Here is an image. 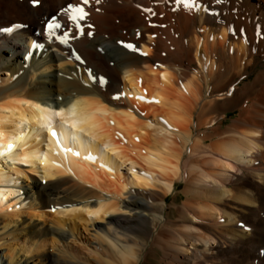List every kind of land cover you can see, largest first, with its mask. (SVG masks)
<instances>
[{"label":"bare ground","instance_id":"1","mask_svg":"<svg viewBox=\"0 0 264 264\" xmlns=\"http://www.w3.org/2000/svg\"><path fill=\"white\" fill-rule=\"evenodd\" d=\"M152 262L264 264V0H0V264Z\"/></svg>","mask_w":264,"mask_h":264},{"label":"rangeland","instance_id":"2","mask_svg":"<svg viewBox=\"0 0 264 264\" xmlns=\"http://www.w3.org/2000/svg\"><path fill=\"white\" fill-rule=\"evenodd\" d=\"M257 67H251L250 68V70H249V75H248V77H247V81H251V80H253L254 78H255V76H256V74H257V70H255ZM258 68H261V67H258ZM253 69V70H252ZM251 73H252V75H251ZM250 79V80H249ZM235 113H236V115H235ZM200 114V113H199ZM230 119L229 120H227V121H225V124H229V123H231V121L233 120V119H236L237 117H238V115H237V112L236 111H231L230 112ZM233 117V118H232ZM228 122V123H227ZM203 131H206L205 129H203V130H201L200 132L201 133H203ZM225 157H226V159H228L229 160V158H227V156H224L223 155V157H222V159L221 160H226L225 159ZM227 161V160H226ZM208 168H211L210 167V165H208L207 166ZM187 189V187H186V185H185V183L184 182H180V183H178L177 184V189H176V191H174L173 193H171L170 195H169V199H168V202L170 203V205H173L175 202L177 203V205L179 206H183L184 204H185V202L187 203L188 202V199H187V197L185 196V194H184V191ZM175 193V194H174ZM177 194V195H176ZM175 200V201H174ZM172 202H173V204H172ZM192 203H193V200H192ZM179 206V208H181ZM171 209H169V212H172V211H174L173 210V206L172 207H170ZM174 217V216H173ZM221 221H223V219L221 220ZM145 235L146 234H142L141 236L142 237H144L145 238ZM151 264H157V262H152ZM159 264V263H158Z\"/></svg>","mask_w":264,"mask_h":264},{"label":"snow or ice","instance_id":"3","mask_svg":"<svg viewBox=\"0 0 264 264\" xmlns=\"http://www.w3.org/2000/svg\"><path fill=\"white\" fill-rule=\"evenodd\" d=\"M34 2H38V0H34ZM84 3H88V0H84ZM73 11L74 12H76V13H79L80 14V16H81V18L84 16V15H86V13H84V11H83V9L82 8H75V9H73ZM72 19L73 20H75L76 19V16H73L72 17ZM60 27V25L58 24V23H50L49 25H48V28L51 30V29H53V28H59ZM128 47H132L131 45H127ZM157 103H158V101H156ZM54 136H58V133H56L55 131H53V133H52ZM11 147V146H10ZM66 151H71V149H65ZM79 153H77V155H78Z\"/></svg>","mask_w":264,"mask_h":264}]
</instances>
